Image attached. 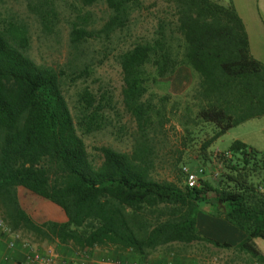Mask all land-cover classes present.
<instances>
[{
	"label": "trees",
	"instance_id": "16d2710c",
	"mask_svg": "<svg viewBox=\"0 0 264 264\" xmlns=\"http://www.w3.org/2000/svg\"><path fill=\"white\" fill-rule=\"evenodd\" d=\"M24 1L41 31L52 33L55 2ZM99 2L109 14L99 29L89 28L92 17L84 9ZM166 2L169 17L158 18L148 38H132L120 50L142 1L79 0L68 21L67 73L29 57L25 25L0 26V219L12 232L78 253L98 247L144 257L158 250L182 255L174 245L193 243L230 248L198 234L197 215L210 214L245 235L237 251L264 263L253 244L264 241V155L235 140L222 151L230 157L218 158L220 169L212 177L209 151L230 129L264 117V64L251 57L231 3ZM91 42L117 52L121 104L135 126L129 150L101 146L99 164L82 137L111 127L112 95L83 87L73 116L62 92L64 79L85 81L93 72ZM182 66L196 75L195 84L177 96L160 92ZM174 125L180 135L172 167L183 180L185 169H203L198 187L153 178L166 128ZM121 130L109 133L120 141ZM186 149L196 153L199 165L193 170L186 166ZM45 202L57 206L65 220L33 219L31 212Z\"/></svg>",
	"mask_w": 264,
	"mask_h": 264
},
{
	"label": "rangeland",
	"instance_id": "374dc122",
	"mask_svg": "<svg viewBox=\"0 0 264 264\" xmlns=\"http://www.w3.org/2000/svg\"><path fill=\"white\" fill-rule=\"evenodd\" d=\"M55 2V11L57 12L58 21L52 33L45 34L41 31V26L33 15L28 11L26 2L24 0H0V26L4 27L10 23L14 25H25L30 33V47L27 52L29 57L40 65L52 67L53 69H63L68 65L71 59V49L69 48V25L68 21L72 17L73 6H79V0H53ZM143 3V10L133 15V20L130 27L129 36L122 40L119 49L125 47V43H129L132 38H148L153 31L158 18L169 17V6L166 0H141ZM85 11L91 14L89 28L99 29L107 18L109 12L106 5L102 2L96 3L91 7L85 8ZM89 50L92 54L94 70L85 81L70 82L64 79L62 83V92L68 103V106L74 116L73 105L76 99L77 92L83 87H88L94 92L106 91L112 95L115 103V111L109 112V119L112 122L108 131L97 133L90 137H82L85 144L86 151L94 164L100 163V153L97 149L101 146H108L114 150L127 152L130 147V135L134 131V123L123 110L121 104V90L123 87L121 71L117 65L114 56L116 51L112 54L102 51L98 43H89ZM197 81L196 75L185 66L176 70L173 76L168 80L169 84H164L160 89L168 91L172 95L177 96L183 94L186 90L191 88ZM264 128V117L258 120H253L246 124L230 129L225 135L217 139L209 151L218 149L224 151L233 142L234 138L244 137L251 143H257V130ZM112 129L115 133L122 129V136L118 141L115 136L111 135L109 131ZM166 132V139L163 147L159 150V159L156 163V169L153 172V178L157 181H171L178 185H183V178L179 177L177 172L173 169L172 163L175 159V154L178 146V138L180 129L174 125L168 126ZM261 135L259 145L264 146V132ZM184 158L188 161L187 168L195 169L199 164L196 162V153L194 150H184ZM26 200V196H24ZM32 205L36 202L27 201ZM31 205V206H32ZM33 219H46L52 221L65 220L62 211L55 205L45 202L36 205L31 212ZM22 234V233H21ZM23 235V234H22ZM28 235V234H26ZM33 241L42 243V241ZM258 241L261 240L256 238ZM263 241V240H262ZM176 249L181 251L182 255H195L200 257L202 261L208 255L205 246L188 245L180 246L174 245ZM163 253V252H161ZM200 260V262H201Z\"/></svg>",
	"mask_w": 264,
	"mask_h": 264
},
{
	"label": "crops",
	"instance_id": "0c3cea01",
	"mask_svg": "<svg viewBox=\"0 0 264 264\" xmlns=\"http://www.w3.org/2000/svg\"><path fill=\"white\" fill-rule=\"evenodd\" d=\"M219 1L221 3H231L234 6L245 28L251 57L264 64V0ZM258 119H252L240 125ZM263 132L264 128L257 130V143H251L244 137L234 138L233 141H240L254 151L264 155V146L258 144V141L260 142L261 140L260 134ZM196 228L199 235L218 243H227L230 245V248H216L204 243L191 244L205 246L209 254L206 255L204 261L195 255H167L164 252L161 253V250L144 257H137L130 252L119 253L111 248L98 247L92 248L85 253H78L72 250L71 247L61 246L56 242H35L30 235L24 233H22L23 235L20 234L18 239H15L12 234L7 233L0 227V264H34L29 260L31 253L37 252L44 254L49 247H53L59 257L67 264H101L102 261L107 259L120 264L138 262L147 264H214L212 262L214 258L218 259L219 264H260L252 260L247 254L235 249V246L244 239L245 235L222 218L212 217L210 214H198ZM26 240H30L29 249L23 246ZM12 241L14 245L10 247ZM253 244L264 259V241L253 239Z\"/></svg>",
	"mask_w": 264,
	"mask_h": 264
},
{
	"label": "built area",
	"instance_id": "2783aa9c",
	"mask_svg": "<svg viewBox=\"0 0 264 264\" xmlns=\"http://www.w3.org/2000/svg\"><path fill=\"white\" fill-rule=\"evenodd\" d=\"M230 157L229 153H222V151H219L218 149H215L212 151L211 155V163H212V170L211 175L212 177H216L217 172L220 169V163L218 162L219 157ZM203 169L199 168L197 171H189L185 169L184 171V184L188 188H194L198 187L199 179L202 176ZM0 227L4 229L7 233H10L14 236L15 239H18L20 237L19 232H12L10 229L3 223V221L0 219ZM30 241V240H29ZM29 241L26 240V242L23 243V246L25 248L30 247ZM56 242V241H55ZM57 243V242H56ZM14 242L12 241L10 243V247H13ZM30 262L34 264H67L63 259H61L58 255V253L55 251L53 247H49L46 249V252L44 254L33 252L31 253L29 257ZM218 259L214 258L212 259V262L214 264H219ZM101 264H120L118 262H113L112 260H105L102 261ZM131 264H147V263H131Z\"/></svg>",
	"mask_w": 264,
	"mask_h": 264
}]
</instances>
